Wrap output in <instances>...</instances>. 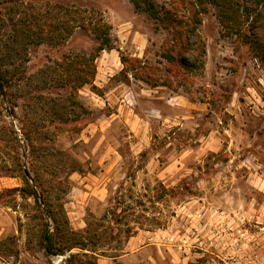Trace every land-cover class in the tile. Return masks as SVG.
Masks as SVG:
<instances>
[{
    "label": "rangeland",
    "instance_id": "obj_1",
    "mask_svg": "<svg viewBox=\"0 0 264 264\" xmlns=\"http://www.w3.org/2000/svg\"><path fill=\"white\" fill-rule=\"evenodd\" d=\"M150 1L160 16L171 9ZM231 1L203 4L194 70L175 62L171 30L131 0L0 5V264H97L144 230L166 231L155 241L164 264H264V61L244 36L259 7ZM81 16L110 26L113 49L72 90L98 45ZM40 25L36 43L26 33ZM21 169L63 235L53 254L54 225L22 196Z\"/></svg>",
    "mask_w": 264,
    "mask_h": 264
},
{
    "label": "trees",
    "instance_id": "obj_2",
    "mask_svg": "<svg viewBox=\"0 0 264 264\" xmlns=\"http://www.w3.org/2000/svg\"><path fill=\"white\" fill-rule=\"evenodd\" d=\"M136 9L143 10L149 13L153 18L162 23L164 27H167L172 32V39L175 41L177 45L178 57L175 59V62L182 68L183 70H194L197 67H200V60L202 54H204V42L200 38L199 34L196 32V26L200 24V15L205 13L206 8L204 7L205 1H210L215 5L222 6L224 2H228L229 0H171V9L164 11L162 16L154 9L153 4L150 0H131ZM14 0H0V5L3 4V8L5 4L13 3ZM253 4L259 9H253V24L255 25L250 32L254 31L253 36H248L247 33H244L246 39L249 40L252 48L255 49V54L260 57L262 61H264V43L262 38H264V0L255 1L252 0ZM239 4V0L231 1V8L237 6ZM235 5V6H234ZM197 8L199 10H197ZM246 10L247 7H245ZM30 9L24 11L27 13ZM185 11H187V16H185ZM69 12V11H68ZM67 12V14H68ZM180 13V14H179ZM31 15H33L31 13ZM41 15V14H40ZM36 16V15H35ZM33 16V20H36V17ZM42 16V15H41ZM38 17V16H37ZM39 19V17H38ZM80 27L87 32H91L93 35V39L98 42V45L93 54H91L88 59L85 58V72L81 71L79 77L73 82L71 87L72 90H76L78 87H81L85 84H91L93 81V70L89 65L90 61H93L98 53L102 50H112L113 45L112 41L109 38V30L110 26L104 23L101 19L98 18H87V17H79ZM67 32H70L71 27L69 25H63ZM30 26L27 27V31H31ZM27 37H33L37 35L36 43L40 42L45 35L43 33V27L40 25L38 31L33 33L32 36L26 33ZM170 61H173V57L167 56ZM121 61L123 59L121 58ZM0 79L3 80V75L0 74ZM25 139L28 140V134H25ZM21 177L24 180L25 186L21 189L25 194L22 196H26L28 198L33 199V207L35 210L43 217L48 216L53 225H54V233L48 235L47 244L44 247L45 254H53L56 252V240L62 239L63 235L59 230V225L52 215V211L50 209V204L44 197L42 193L37 191L38 182L33 179L34 185H32L31 179L28 174L21 169ZM12 191H16L13 189ZM40 202L43 207L40 206ZM46 226V224H45ZM43 238V236H42ZM75 246H63L59 249L60 252L63 249L70 250L71 248L80 246L78 243H75Z\"/></svg>",
    "mask_w": 264,
    "mask_h": 264
},
{
    "label": "crops",
    "instance_id": "obj_3",
    "mask_svg": "<svg viewBox=\"0 0 264 264\" xmlns=\"http://www.w3.org/2000/svg\"><path fill=\"white\" fill-rule=\"evenodd\" d=\"M164 233H166V231L162 230L139 231L137 234L129 238L121 255L115 258L101 257L98 258L96 262L97 264H164L161 263V259H164L165 251L161 244L155 242L157 241V238ZM149 253L153 254L149 256ZM143 256H146L147 258H144ZM186 259L187 256H183L181 259V262L183 263L181 264H184ZM169 262L172 263L174 261L169 260Z\"/></svg>",
    "mask_w": 264,
    "mask_h": 264
},
{
    "label": "built area",
    "instance_id": "obj_4",
    "mask_svg": "<svg viewBox=\"0 0 264 264\" xmlns=\"http://www.w3.org/2000/svg\"><path fill=\"white\" fill-rule=\"evenodd\" d=\"M149 240H151V239H149ZM185 244H186V241L184 239H180L179 243L177 245V249L179 251L183 250L185 248Z\"/></svg>",
    "mask_w": 264,
    "mask_h": 264
},
{
    "label": "water",
    "instance_id": "obj_5",
    "mask_svg": "<svg viewBox=\"0 0 264 264\" xmlns=\"http://www.w3.org/2000/svg\"><path fill=\"white\" fill-rule=\"evenodd\" d=\"M0 92L2 93V88H1V84H0Z\"/></svg>",
    "mask_w": 264,
    "mask_h": 264
}]
</instances>
